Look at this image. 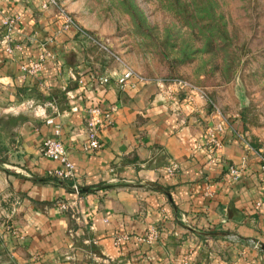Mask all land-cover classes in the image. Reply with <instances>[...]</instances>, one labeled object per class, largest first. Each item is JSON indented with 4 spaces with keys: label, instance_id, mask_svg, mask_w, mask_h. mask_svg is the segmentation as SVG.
I'll use <instances>...</instances> for the list:
<instances>
[{
    "label": "crops",
    "instance_id": "1",
    "mask_svg": "<svg viewBox=\"0 0 264 264\" xmlns=\"http://www.w3.org/2000/svg\"><path fill=\"white\" fill-rule=\"evenodd\" d=\"M18 17L12 37L24 49L13 55L3 43L4 21ZM62 26L56 7L0 0V264H184L186 257L191 264H264V207H256L264 193V128L222 112L230 117L217 134L224 147L208 164V128L223 119L207 100L188 102L179 93L175 101L155 82L122 90L112 75L122 65L99 58L90 41ZM43 46L57 60L38 76L23 74L20 64ZM92 106L118 107L96 152L84 149ZM48 117L61 125L74 179L49 174L58 163L43 153L54 135ZM232 164H244L236 184H228ZM75 182L84 193H75ZM153 227L160 236L149 244L143 237ZM120 233L130 237L117 246ZM229 233L255 238L263 249L243 253Z\"/></svg>",
    "mask_w": 264,
    "mask_h": 264
},
{
    "label": "rangeland",
    "instance_id": "2",
    "mask_svg": "<svg viewBox=\"0 0 264 264\" xmlns=\"http://www.w3.org/2000/svg\"><path fill=\"white\" fill-rule=\"evenodd\" d=\"M58 1L144 76L186 79L225 115L264 128V0Z\"/></svg>",
    "mask_w": 264,
    "mask_h": 264
},
{
    "label": "built area",
    "instance_id": "3",
    "mask_svg": "<svg viewBox=\"0 0 264 264\" xmlns=\"http://www.w3.org/2000/svg\"><path fill=\"white\" fill-rule=\"evenodd\" d=\"M38 1L39 7L41 10H48L50 7H56L58 9V14L60 19L63 21V30H74L77 33H80L88 41L97 44L99 48L109 52L119 64L122 65L124 70L119 72L114 70L112 75L116 77L117 82L119 83L122 90L127 89H137L139 86L147 84L149 82H155L161 89H165L168 95L175 101L178 99V94L183 93L184 98L188 102H194L195 98L200 97L207 100L210 105L218 111L221 115L223 121L214 126L208 128V137L205 143L207 151V163L216 164L219 160V152L224 147L223 139L217 136L218 133L224 132L225 124L228 122V117L224 116L222 111L216 104L210 99L208 94L201 88L192 84L186 79L173 78V79H151L144 76L142 73L133 69L126 62H124L118 55L110 51L108 47L102 45L98 41L97 37L89 33L85 28H83L76 19L67 12L60 4L58 0H36ZM17 19H5L4 24L8 28V33L6 34L3 43H5V49L11 54L21 53L24 49L23 44L15 42L12 37V30ZM52 40V39H50ZM57 60V56L54 52L49 50L46 46L42 47L41 53L35 57L27 60L24 63L20 64V70L25 75L38 76L40 75L43 65L47 60ZM106 80V79H105ZM104 80V81H105ZM80 84L84 85L85 81L83 79L78 80ZM103 82V81H101ZM118 111L117 106H112L107 110L102 109L99 106H92L88 109V117L86 120V134H87V143L84 145V149L88 152H96L102 146L100 135L101 131L106 124H109L112 118V115ZM47 124L54 127V135L45 138L43 142V153L49 159L56 161L58 166L49 171L50 176H54L62 179H74L76 175V167L67 147L64 142L60 139L61 135V125L55 122L54 117L47 118ZM259 157L261 160V171L264 172V143L261 145L258 150ZM177 170L176 165H172L168 168L169 174H174ZM244 174V164H232L228 169V184L238 183ZM73 189L76 194L80 193V185L75 182L73 184ZM257 208L264 207V193L256 203ZM63 208H66L63 206ZM160 236V231L158 227L151 228L146 235L143 237V240L149 244L154 243ZM129 235L126 233H120L115 236V244L117 246L122 245L124 241L129 239ZM226 239L234 245H238L244 251L251 249L261 251L263 249L262 243L255 238H245L238 233H229L226 235ZM184 264H191L188 257H186Z\"/></svg>",
    "mask_w": 264,
    "mask_h": 264
},
{
    "label": "trees",
    "instance_id": "4",
    "mask_svg": "<svg viewBox=\"0 0 264 264\" xmlns=\"http://www.w3.org/2000/svg\"><path fill=\"white\" fill-rule=\"evenodd\" d=\"M89 33H91V32H89ZM92 35H94L93 33H91ZM95 36V35H94ZM96 37V36H95ZM80 193H84L83 191H82V189L80 188Z\"/></svg>",
    "mask_w": 264,
    "mask_h": 264
}]
</instances>
